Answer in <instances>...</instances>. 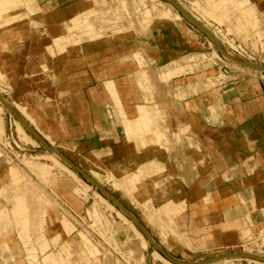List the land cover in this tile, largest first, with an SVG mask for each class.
I'll list each match as a JSON object with an SVG mask.
<instances>
[{"label":"crops","instance_id":"crops-1","mask_svg":"<svg viewBox=\"0 0 264 264\" xmlns=\"http://www.w3.org/2000/svg\"><path fill=\"white\" fill-rule=\"evenodd\" d=\"M86 1L92 2L0 0V6L20 4L9 11V18L1 24L2 28L12 25V21L39 12L25 20L24 25L8 28L5 33L8 35V40H5L7 49H2L0 43V71L9 70L15 78L28 75L21 69H41L31 71V76L48 72L41 80L40 89L31 87L26 92L33 93V99L50 103H43L41 112L46 111L50 117H55V130L59 132L57 147L73 152L79 159H74L78 164L85 162L96 167L102 164L120 178L131 172L144 177L148 173L165 170L143 183L148 186L144 185L146 191L138 195V202L140 200L146 204V200L151 199L155 206H159L172 199L181 212L185 209L182 217H179L180 225L186 230L193 249H187L173 238H170L171 248H168L159 237L157 242L169 256L196 263L233 251L236 245L243 243L241 231L245 227L247 213L253 220L252 229L261 225L264 227V79L255 76V79L248 77L236 81L235 90L228 92L234 96L231 103L228 95L227 100L232 105L226 111L225 101L223 97L220 100L218 93H210L209 90L191 93L190 81L185 75L179 76L183 78L172 82L174 89L166 91L163 97L157 96L160 91L155 92V100L167 110L169 124L166 126L173 132L188 128L186 134L194 141V146L188 147L184 143L173 147L170 145L169 150L161 145L138 149L133 142L146 138V128L138 107L146 105L138 104L143 97L134 77L138 73L143 75L146 90L147 74H133L137 69L135 62L123 60L132 51L133 43L127 36L109 40V34L93 41L81 36L79 42L68 46L60 41L55 42L57 35L63 34H59L62 28L64 31L79 29L77 27L81 12L86 9ZM252 1L264 12V0ZM20 9H24L23 12L13 14ZM42 9L43 12H40ZM183 18L179 21L181 23L155 29L160 38L169 34L174 36L165 44L153 43V52L161 62L173 61L184 52L195 51L196 42L205 35L199 29H193L191 23ZM33 21L39 24L40 34L54 35L50 44L36 40L38 34L31 27ZM166 29L170 31L166 33ZM49 47H55V51L57 47L58 50L67 51L51 56L47 51ZM256 50H263L258 55L264 58V38ZM44 68L48 70L44 71ZM203 77L202 72L201 79ZM109 81L114 83L115 90L106 86ZM111 99L115 100L123 116L124 132L114 119L108 121L106 110L111 106ZM53 102H56V107H53ZM220 103L219 117L213 120L209 107L217 109ZM36 119L44 132L51 131ZM153 126L157 130L154 118ZM129 131L134 138L130 137ZM46 135L53 141L50 134ZM163 174L164 177L161 176ZM160 181L171 183L167 188L157 187L156 182ZM252 196L255 198L252 199ZM241 197L245 198L246 203L242 202ZM145 227L154 237L152 229L147 224ZM146 264L159 263L149 257Z\"/></svg>","mask_w":264,"mask_h":264},{"label":"rangeland","instance_id":"rangeland-1","mask_svg":"<svg viewBox=\"0 0 264 264\" xmlns=\"http://www.w3.org/2000/svg\"><path fill=\"white\" fill-rule=\"evenodd\" d=\"M100 1L101 0H92V2L86 1V9L81 12V19L79 20V26L77 27L79 29L75 28V29H71L68 31H64V28H62V31L59 34H61V33H63V34L57 35V40H55V42L60 41L61 44L65 45V46L79 42V40L81 39V36L86 34V32H85L86 31L85 27L87 26L86 23H88V24L89 23L90 24L95 23L97 28H102L103 25H107V21L105 18L108 15L106 14V15H104L105 17H103V16H101V14L103 12L108 11L110 9L109 6L115 7L118 5V3L115 0H109V1H111L109 6H101ZM175 1H177L178 4L182 8H184L188 12L192 13L199 21H201L202 23L204 21L206 23V26H208V28L213 33V35L227 49H229L228 53H230V55L227 52H225V50L223 48H222V50H223L224 56L221 55L218 52V49H217L216 45L213 43V41L210 40L209 38H207L205 35H203L200 38V40L197 42H196L195 35H193V39L196 42L195 51H193L191 53L184 52L179 56L178 59H173V61L161 62L160 58L157 57V54L153 52V46L152 45H153V43L165 44L168 41V39H172L174 36L169 34L168 36H165V38H162V37L160 38L158 35V32L155 29H158V26H160V27L162 26L164 28H167V27H170L172 24L175 25V23H181L179 21L184 19L183 15L178 11V9L172 3H170L169 0H155L154 5H151V6H154L157 11H154V13L152 15L150 14L149 11H147V8H149V4H146V5L141 4L138 8L136 6L133 7L131 5H128L127 7H125L124 3L121 2V7L123 9L122 17L124 19V21L121 22V25L125 26L123 28L124 33L116 34L113 36V35H111V32H110L111 28H113V27L110 26L109 28L106 29V30H108L107 33L110 35L109 40L117 39V38L123 37V36H127L128 39L130 40V43H133L132 46H134V47L132 48V51L129 53V55L124 56L123 60H127V61L129 60V61H133V62L138 60L137 61L138 63L135 62L137 69L133 74H135L137 72H145L147 74V80H145L146 90H143L142 91L143 93L141 92V95L143 97V101L141 103H138V104H145L146 106H149L150 109H152V115L154 118V122L157 126V130L159 132H161L162 134H165L159 140H154L152 142H148L146 146H143V145L141 146L139 141L133 142V143H135V145L138 149H146L151 145H161V146H165L169 150L170 145H172V147H173L175 145H183L184 143L188 147L194 146V141L189 136H187V134H186L188 128L186 131L178 130L177 132H173L170 130V128H168L166 126L167 124H169L167 114H166V116L161 117L157 113V110L159 108L164 109V111H166L165 113H167V110L163 105H160L159 103L156 102L155 92L158 93L160 91L161 93H158L157 96L163 97L164 93L166 91H170V90L174 89L175 86L172 85L173 81L178 82V80L183 78V77L178 78L179 76L185 75L187 81H190L189 91L191 93H197L198 91H201V90H209L210 93L211 92L212 93L213 92L218 93L220 100H221V97H223V99L225 101L224 107H225L226 111H228V109L232 105L231 103H233L232 97L234 96V94L232 96V94H228V92L235 90L234 86H235L236 81H239L241 79L248 78V77H251V79H255V76H259V77H262L264 79V75H261L260 73H258L256 69L242 65L240 63L241 61L240 62L238 61L239 59H241V60L243 59L246 61H248V60L246 58H244L243 56L234 53L230 49L232 47L231 44L233 43V41L226 37V35H232V36H230L231 38L237 39L238 41H240L244 44H249L255 50L257 49L259 42H261V40L264 38V33H263L264 32V29H263V27H264L263 22L264 21L262 22L263 24L261 23L262 25L260 26L259 29H255L252 26L250 19H247L248 17L245 16L244 14H242L240 12V9H239V6H247L250 3H253L252 0H240L238 2L239 6L237 5V3H235L231 0L225 4H222L220 2V6H221L220 10H219V13L215 17H207V16L203 15L201 13V11L199 10V8H197L193 5L192 2L195 0H175ZM217 1L219 2L221 0H217ZM23 10L24 9H20L18 11H15L13 14L18 13V12H23ZM258 10L260 12H262L259 9V7H258ZM40 12H43V9ZM37 13H39V12L26 15V17L24 19L19 20V21H15V22L12 21V23H13L12 25H8V26L0 29V43L2 45L1 46L2 49L3 48L7 49V44H6L5 40H8L7 39L8 35L5 33L8 32V28H10V27L15 28V26H16V28H18L19 26L24 25L25 20L28 21L29 19H31V16H33ZM262 13H264V12H262ZM146 17H149L150 21L146 27H143L140 24V21L141 20L144 21V18H146ZM221 18L223 20V24H225L227 26H230L229 23L232 24L231 25L232 28L231 27L230 28L233 30L230 34H228V32L225 31L227 29V28L225 29V27H226L225 25L221 27L218 24L219 22L222 23ZM205 23H203V24H205ZM215 23H216V25H215ZM116 25L119 26L118 23L115 24V26ZM31 27L33 28L34 33L38 34V36H36V40H38V42H43L45 44L51 43V38L54 35H46L45 32L40 34V31H38V30H40L39 24L35 21H33L31 23ZM126 28H129V29H126ZM182 29H185V28L182 27ZM165 31H166V33H168L170 30L166 29ZM185 31H187V30L185 29ZM250 38H252V39L249 40ZM83 39H85V38H83ZM228 41H231L230 43H228V45H230V47L226 45V43ZM47 51L51 56H54L57 53H63V52H66L67 50L61 51V50H58V47H57V49L55 51V47H49L47 49ZM230 51H232L234 54H236V57L233 56V53ZM132 53L133 54L136 53V55L140 59L139 58L137 59L136 56L133 55ZM131 54L133 55L134 59L132 57H130ZM231 54H232V56H231ZM140 60H141V63L139 62ZM234 60H236L238 62L239 67H242L241 70H240V68H237V69H235V68L228 69L227 68V63H230V62L232 63V62H234ZM243 69H246L247 71L252 70V72L249 73ZM35 70L40 71L41 69H21V72H23V73L27 72L28 75L22 74L20 76H17V78H15L14 75L9 73V75H8L9 79H8V77L4 78V79L1 78L0 79V95L4 99L9 101V103L15 109H17L16 111L19 114L21 112L18 110L17 105H15V104H18L19 107H25L26 112L30 116V117H28V119L25 118V120L28 123H30L36 130L38 127L41 130V131L38 130L39 133L42 135V137L50 145L54 146L59 151H61L72 162H74L83 171H85L93 180H95L98 184H100L102 187L106 188L110 193H112L122 204H124L128 208V210L143 224L144 227H145V224H147L152 229V231L154 232L153 238L156 240V242L158 241V239L160 237L161 243L165 244L166 247L171 248L170 238H173L177 242H179L182 246L186 247L187 249H193V244L191 243V240H189L190 238H189L188 234L186 233V230L182 229L181 225H180L179 217L180 216L182 217V215H181L182 213L175 218V221L177 223L178 230L185 233V236L187 235V238H189L188 240L191 244L190 246H188L187 243H184V241L179 240L175 235H173L171 229L168 226H165L166 222L164 220H159L160 219V212H158V209L160 208V206L164 202L162 204H160L159 206H155L153 204L152 200H150V202L148 203L147 201L149 199L146 200V202H147L146 204H144L140 200L138 202V199H139L138 195L140 193H142L143 190L146 191V188L144 187V185L145 186H148V185L144 184L143 185L144 189H142V187H140L141 190L139 189L138 192L136 191V192H133L132 195H129L127 192L123 191L124 190L123 188H121V190H120V188L117 189V187L114 186V183L112 181H114L115 179L119 180L120 177H117L113 173L109 172L104 167V165L99 164V165H97L98 167H96V165L85 163V162L78 164L76 161L77 160L79 161V159L74 156L73 152L57 147L56 138H57L59 132H57L55 130V125H54L55 117H53V116L50 117L46 111L43 114L41 112L42 104L47 103L49 105L50 103L42 101L41 99H33L31 97L34 94L26 92L28 90V88L30 89L31 87H33V88L35 87L37 90L40 89L41 80H42V78L46 77V75L48 73V72H46L44 75H33V76H31L30 75L31 71L34 72ZM47 70H48V68H44V71H47ZM241 71H243V72H241ZM202 72L204 74V77H203L204 79H201V73ZM225 72H226V74H225ZM253 73H254V75H253ZM5 79H7V80H5ZM131 79H133V78H131ZM104 89L109 95H112L111 91L107 90L105 87H104ZM109 89H112V88H109ZM222 92H225L226 95L221 96L220 93H222ZM118 95L121 97L120 89H118ZM228 95H229V98H231V103L228 102V100H227ZM0 104L2 107V111L0 113H1L4 125H5V133L3 134L4 136L0 138V150H2L8 156V158L10 160L7 163H5V162L0 163V194L3 195V198L0 197V207L2 208V210L5 214H7V213L9 214L11 211V213L9 215V219L12 218V220H13V221L10 220V222H9V220L7 219L8 221L7 220L6 221L8 223L5 220H3V218L1 220L3 223L6 222V224L5 223L3 224V229H4V230H2L3 232L1 231L2 228H0V231H1L0 232L1 233L0 234V264H27V262L24 258H20L21 255L23 254V252L21 254V251H19L20 248H23V244L21 242L22 238L18 233L19 231H18V228L16 227V223L14 221L15 218H13L14 216L12 215V217H11V214L13 213V211H12V209H10L11 206L9 207V198L12 195V193H11L12 191L10 192V190H7L5 188V184L9 181V177L7 176V170H8V167H10L11 165H14V166H17L18 168H20V170H22L21 171L22 173L27 174V177L29 176L28 178H30L33 181V183H35L39 188H42L44 191H46V193L52 198V200L56 206L54 205L55 207L53 206L51 208L41 210L39 212L41 216L48 217L47 214L52 213V214H57V216L60 217L61 214L63 213L61 208H64L66 210V208L63 206L61 200L64 201L65 203H67L68 205H70L73 209H75L78 212V214H80L82 216V220L80 221V223L76 224L72 220V218L68 215L69 213H67V214L65 213L67 215V217L69 218V220L75 226H77L76 228L79 231H83L84 233H86V230H84V229H87L90 233L91 238H94V240L99 242L100 250L103 252V254H106V256H103V255L99 256V258L101 257V259H102L100 264H121L119 261H116V260L120 259L118 254H120V255H122V254L119 253L118 250L117 251L115 250L116 253H118V254L113 253L111 255L109 253V248H108V245H111V244H109V242L107 240H105V237H103L102 235H100V233H98L101 231L104 233V230L107 226L112 231V233L114 235L113 241L116 244L117 248H119L120 251H121L120 247L123 248V250L125 249L126 246H127L126 249H128V247H131V248H134L133 250L135 251L136 255L140 254V252L143 253V255H144L143 260L144 261L139 262V263H141V264L146 263L148 258L151 257V259L153 261H155L156 263L163 264L160 261L154 260L153 254L157 250L151 245L149 240L146 239L144 234L138 229V227L135 225V223L132 220H130V218H128L120 209H118L104 195H102L96 188H94L90 183H88L86 180H84L75 170L74 171L78 174L79 178L83 182H85L86 184L91 186L92 190L90 189L89 196L86 199V201L82 200L79 196L73 194L70 191L71 187L68 188V187H64L63 185H60V187L55 188V185L57 184L58 178L60 180H64V179L67 180V178H68L66 175H61L60 171L58 169H56V168L54 169L55 173L49 179L48 183L42 182V180L37 175H35L33 172H31V170L23 162L24 160H26V158H28V157L29 158H33V157L36 158V156H38L37 157L38 160L36 159L37 161L53 164V160H52L53 156L50 155L51 152L46 151V149H44L43 146L33 136H32L33 140L36 141L35 143L34 142L32 143V141L29 142L26 140H22L21 136H19V133H18V125L15 122V120H17V119H15L7 111V109L4 107V105L1 102H0ZM52 104H53V107H56V102H53ZM221 107H222L221 103L217 109H212L209 107V113H210V116L213 120H216L219 117V110L221 109ZM123 110L125 111V109H123ZM106 114H107L108 121H111L112 119H114L115 123H119L122 126V129L124 132V122H122L123 116H122V114L119 113L118 108L115 105L114 99L113 100L111 99V106L107 108ZM20 115L23 117L22 114H20ZM36 118H38V120L42 123V125H44L45 128H47V129L49 128L51 131L50 132L49 131L44 132L40 128L39 123H38ZM19 124L22 125L20 122H19ZM23 128H25V127L23 126ZM46 134H50L53 141L51 139H49L46 136ZM25 142H27V143H25ZM32 144H34V145H32ZM195 146L197 149H199L198 144H196ZM62 162H64V161L62 160ZM159 163L165 168V165L163 163H161V162H159ZM67 166L69 168H71L69 165H67ZM164 171L161 170V171H156L153 173H148V174L144 175L145 179H143V180L146 181L147 179H152L153 177L164 173ZM108 175L109 176L112 175L113 177L112 176L109 177ZM107 176L109 177V180H108ZM161 176L164 177L165 175L163 174ZM111 183H113V184H111ZM170 183H171L170 181H168V182L163 181L159 186L157 185V187L161 186L162 188H167L170 185ZM74 184H75L74 182L70 183L71 186H73ZM52 188H55L54 192H52L53 191ZM95 193L96 194L98 193L100 196H102L105 199L106 203L101 202L99 197H97ZM56 194H58V195H56ZM251 198L253 199L255 197L252 196ZM252 199H251V202H252ZM241 200L243 203H246L245 198L241 197ZM94 202L96 204H94ZM57 203H58V205H57ZM60 203H61V205H60ZM148 204H149V206H147ZM93 205H94V208H93ZM151 206L153 207L152 211H151V215H153V217L149 214L150 212L148 213V210L149 211L151 210ZM147 207H150V208H147ZM154 208H156L157 213H156V211H153ZM185 208H186V206H185ZM5 211H8V212H5ZM66 211L68 212V210H66ZM90 211H91V213H90ZM94 211L95 212L98 211L99 213L98 212L97 213L101 214V215H99L100 217L97 216V218H94V216H95V215H93ZM118 212H120V213H118ZM152 213H154L156 215L154 216V214H152ZM158 213H159V215H158ZM120 214H121V216H120ZM102 215L105 217H103ZM151 217H152V219H150ZM96 219L100 220V222L96 221L97 222L96 223L95 222ZM54 220L55 219L48 220V222L45 224V230L47 229V227H49V226H51V224H53ZM157 220H159V222ZM1 221H0V223H1ZM151 221H153V222H151ZM11 222H13V223H11ZM93 222H95V223H93ZM106 222H107V224H106ZM36 223H39L38 222V216H37V220L33 222V225H36ZM7 224H8V226H6ZM252 224H253V220H252L250 214L247 213L245 220H244L245 227L242 229V231L244 232V230H249V232H251V230H252L251 233L253 234V238L251 237V240H249L248 238H244L243 232L241 231V239H242L243 243H241L240 246L236 245L234 247L235 249L233 251H227L226 254H221V255H217L215 257H212L214 259V261L211 264H215V263H218L221 261L225 262L224 264H264V260L260 261V259H264V240H262V239H264V236L261 235L259 237V235L257 234V232H259L260 228H262L261 227L262 225L260 226V228L257 227V228L252 229V227H251ZM132 225L136 226V228L138 229V231L140 232L141 235L138 236L135 233V231L132 230V228H133ZM159 226H160V228H159ZM0 227H1V225H0ZM100 227L102 229H100ZM50 228H48V230ZM162 228H163V230H161ZM99 229L101 231H99ZM31 232L33 233L32 229H31ZM76 234H77V232H74L70 237H67V239H65V240L61 239L59 245L52 244V242H50V240L52 238L50 237V235L49 236L47 235L46 240L44 242H46V243L50 242V244H48V250L44 256H46V255L48 256L49 254L57 253V251L60 249L59 247H60V245H62V243L65 244V242H71V243H69V247L68 246L67 247L69 248V250L71 248L70 253L72 256L70 255L67 260L68 261L70 260L71 262L73 261L72 263L81 262V264H84V262L81 260L86 258L89 254L85 253V251L81 248V246L79 244V239H78ZM164 235H166V236H164ZM106 237H109L108 233H107ZM134 238L137 240H134ZM141 238L148 242V248H143L141 246V243L143 241V240H141ZM126 239H132V240H134L135 243L133 242L132 243L133 245L126 244V243H124V242H126ZM71 244L73 245L72 247H71ZM246 247L248 249H251V250L250 251L246 250L247 249ZM8 249H12L13 250L12 252L14 254H16L15 259H13L11 257V255L7 254L8 251L6 252V250H8ZM157 252H159V251H157ZM251 252H252V254H251ZM73 253H75V255ZM240 253L242 255H245V257H241V255H239ZM7 255H9L10 258ZM84 255H85V257H84ZM44 256L42 255V257H44ZM73 256H75V257H73ZM237 256H238V258H237ZM42 257H41V260H39V261H41L40 264H45L43 261L44 258H42ZM125 257H127L128 259H133L135 261V259L133 257H130V256H125ZM216 257H217V259H216ZM79 258H82V259H79ZM165 259H167V258H165ZM229 259H231V260H229ZM249 259H250V261H249ZM74 260H76V261H74ZM168 261H170V260H168ZM136 263H138V261ZM173 264H175V263H173Z\"/></svg>","mask_w":264,"mask_h":264},{"label":"bare ground","instance_id":"bare-ground-1","mask_svg":"<svg viewBox=\"0 0 264 264\" xmlns=\"http://www.w3.org/2000/svg\"><path fill=\"white\" fill-rule=\"evenodd\" d=\"M27 1H29V0H27ZM115 1L118 3V5L115 6V7L109 6V4L111 3V1H109V0H105V1H103L100 4L101 6H109V8H110L108 11L103 12L101 14V16H103V17H105L104 15H106V14L108 15L105 18L106 21H107V25H103L102 28H97L95 23H92V24L86 23L87 24V26L85 27L86 28V31H85L86 34L82 36V39L85 38V39H87L89 41H93V40L100 39V38H102L104 36H107L108 35V33H107L108 30H106V29L109 28L110 26L113 27V28H111V31H110L111 35L124 33L123 28L125 26L121 25V22L124 21V19L122 17L123 9L121 7V2L124 3L125 7H127L128 5H131L133 7L136 6L138 8H139V6L141 4L142 5L143 4L144 5L149 4V8H147V11H149L151 15L154 13V11H157L154 6H151V5H154V3H155L154 1L155 0H115ZM229 1L230 0H221L219 2L217 0H195L192 3H193V5L195 7L199 8V10L201 11V13L203 15H205L207 17H215L219 13V10H220V7H221L220 6V2L222 4H225V3L229 2ZM231 1L237 3V5H238V2L240 0H231ZM19 5H20L19 3H12V4H9V5L0 6V29L2 28L1 24L4 23L9 18V14H8L9 11L11 9L19 6ZM239 9H240V12L242 14H244L245 16L248 17L247 19H250L251 24H252V26L255 29L260 28V26L264 23L263 22L264 21V13H262V12H260L258 10V8H257L255 3H251V4L247 5V6H239ZM149 21H150V18L146 17V18H144V21H142V20L140 21V24L143 27H146L147 24L149 23ZM221 21H222V23L219 22L218 24L222 27L225 24H223L222 18H221ZM117 23L119 24V26H117V25L115 26V24H117ZM229 24H230V26L225 25L226 28H227L225 31H227L228 34H230L232 32V30H233V29H231L232 28L231 27L232 24L231 23H229ZM126 29H129V28H126ZM230 42L231 41H228V43H230ZM233 43L231 44L232 45L231 48H235L236 47L235 43L234 44ZM230 52H232V51H230ZM132 54H131L130 57H132L133 59H134L133 55H135L137 59L139 58L136 55V53L133 54V55ZM137 61H135V62H137ZM139 62L141 63V60ZM257 65H259V64H257ZM227 68L228 69L240 68V70H241L242 67H239L238 66V62L236 60H234V62H232V63L231 62L227 63ZM243 70H245L246 72H249V73L252 72V70H250V71L249 70L247 71L246 69H243ZM256 70L261 75H264L263 71H260L259 69H256ZM9 72H10L9 70H6L4 72L0 71V76H1L0 79L1 78L4 79V78H7V77L9 79V76H8ZM241 72H243V71H241ZM225 74H226V72H225ZM253 75H254V73H253ZM134 79H135V82H136V86H137L138 90L141 93L144 90V87H143V75L138 73V74L135 75ZM5 80H7V79H5ZM106 86L108 88H112L113 90H115L114 89L115 88L114 87V83L112 81H109V83H107ZM15 105H17V108L21 112L20 114L23 115L24 119L25 118L28 119V117H30L29 114L26 112V108L25 107H19L18 104H15ZM138 109H139V113H140V117H141V120L143 122V125L146 128V138L144 140H142L140 142V144H141V146L142 145L146 146L148 142H152L153 141L154 137L156 138V140H159L160 137L163 134L161 132H159L158 130H156V128L153 126L152 109H150L148 106H143V105L142 106L140 105L138 107ZM1 111H2V107H1V104H0V112ZM165 112L166 111H164V109H161V111L158 112V115L161 116V117H164L167 114ZM15 122L18 125V133H19V136H21L22 140H26V141H29V142L32 141V143L33 142L35 143L36 141L33 140L32 135L25 128H23V126L20 125L17 120H15ZM179 130L180 131L181 130L185 131L186 127H183V128H181ZM37 131H38V129H37ZM4 133H5V125H4L3 118H2L1 113H0V138L4 136L3 135ZM129 135H130L131 138L135 137L134 134L131 133V131H129ZM46 136L50 139V137L48 135H46ZM25 143H27V142H25ZM32 145H34V144H32ZM50 155L53 156V159H52L53 160V164L37 161L38 160L37 159L38 156H36V158L35 157L26 158L25 157L26 160H24V161L22 160V161L31 170V172H33L35 175H37L42 180V182H45V183H48L49 179L52 177V175H54V173H55L54 169L55 168L58 169L60 171L61 175H66L68 178H67V180H65V179L64 180H60L58 178L57 179V184L55 185V188L60 187V185H63L64 187H68V188L71 187L70 191L73 194L79 196L82 200L86 201V199L89 196V191L91 189V186L86 184L85 182H83L79 178L78 174L74 170L69 168L64 162H62V159L57 154L51 152ZM9 161L10 160H9L8 156L2 150H0V163H4V162L7 163ZM21 171L22 170H20V168H18L17 166H14V165H11L10 167H8L7 176L9 177V181L5 184V188L7 190H10V192L12 191L11 192L12 195L9 198V207L11 206L10 209H12V211H13V213L11 214V217H12V215L14 216L13 218H15L14 221L16 223V227L18 228V231H19L18 233H19V235L22 238L21 242L23 244V248L21 250V254H22V252H23V254L21 255L20 258H24L26 260L27 264L28 263L29 264H40L41 261H39V260H41L42 255L44 256L47 253L48 244H50V242H52V244L59 245L61 239L65 240V239H67V237H70L74 232H77L76 235H77V237L79 239V244H80L81 248L85 251V253L89 254L86 258H84L81 261H83L84 264H100L102 259H101V257L99 258V256L100 255L101 256L102 255L106 256V254H103V252L100 250L99 246H97V244L93 242V240H92V238L90 236V233H89V231L87 229H84V230H86V233L88 235L86 233H84L83 231H79L76 228L77 226H75L69 220V218L66 215L68 213L66 211L67 209L65 210L64 208H61L63 213L61 214L60 217H58L57 214H52V213L48 214V217L40 215L39 212L41 210H43V209L45 210V209L51 208L55 204H54L52 198L46 193V191H44L42 188H39L35 183H33V181L30 178H28L29 176L27 177V174H24ZM110 176H112V175H110ZM109 177H108V180H109ZM143 179H145V177L139 176L136 172H131V173H128L125 176L121 177L119 180L115 179L112 182L114 183V186L117 187V189L120 188V190H121V188H123L124 189L123 191L127 192L129 195H132L133 192H136V191L138 192L139 191V188L145 182V180H143ZM73 182L75 184L73 186H71L70 183H73ZM162 182L163 181L157 182L156 186L157 185L159 186ZM113 183H111V184H113ZM55 188H52V190H53L52 192L55 191ZM56 195H58V194H56ZM96 196L99 197L101 202H105L106 203L105 199L102 196H100L98 193L96 194ZM0 197L3 198V195L0 194ZM150 200L151 199H149L147 202L149 203ZM94 204H96V203L94 202ZM57 205H58V203H57ZM60 205H61V203H60ZM147 206H149V204ZM93 208H94V205H93ZM147 208H150V207H147ZM152 208L153 207L151 206V210L150 211L148 210V213L150 212L149 213L150 215H151ZM8 211H5V212H8ZM153 211H156V208H154ZM97 212L98 211H96V212L94 211L93 215L96 216V217L94 216V218H97V216L101 215V214H98L99 212L98 213ZM158 212H160V219L159 220H164L166 222L165 223L166 225L165 224L164 225L168 226L171 229L173 235H175L179 240L184 241V243H187L188 246H190L191 245L190 242H189L190 239L187 238V235L185 236V233H183V232L178 230V226H177V223L175 221V218L182 213L180 211L179 207L176 205V202L174 200H172V199H170L169 201L164 202L160 206V208L158 209ZM10 213H11V211H10ZM10 213L9 214L8 213L5 214L3 212V210H2V208L0 207V221L3 218V220L6 221L8 219L9 222H10V220H12V218L9 219ZM90 213H91V211H90ZM118 213H120V212H118ZM156 213H157V211H156ZM152 214H154V213H152ZM155 215L156 214H154V216ZM158 215H159V213H158ZM37 216H38V222L39 223H36V225H33V222L37 220ZM120 216H121V214H120ZM151 216L153 217V215H151ZM103 217H105V216H103ZM152 217L150 219H152ZM50 219H55V220L53 221V224H51V226L47 227V229L45 230V224ZM159 220H157V221L159 222ZM96 221L100 222V220H97V219L95 220V222ZM6 222H4V223L6 224ZM95 222H93V223H95ZM151 222H153V221H151ZM1 223H0V225H1L0 228H2L1 229V231H2V230H4L3 229V224L4 223L2 221H1ZM11 223H13V222H11ZM106 224H107V222H106ZM6 226H8V224ZM101 227H100V229H102ZM132 227H133L132 230L135 231V233L138 236L141 235L135 225H132ZM48 228H50V229L48 230ZM159 228H160V226H159ZM31 229L33 230V233L31 232ZM100 229H99V231H101ZM161 230H163V228ZM251 232H252V230H251ZM251 232H249V230H244V232H243L244 238H248L249 240H251V237L253 238V234ZM98 233H100V235L105 237V240H107L109 242V244H111L114 247V249L116 251L118 250V252L121 253L122 255L133 257L136 262L138 261V263L144 261L143 260L144 259L143 253L140 252V254L136 255L135 251L133 250L134 248L128 247V249H126L127 246L126 247L124 246L126 250L124 249L125 250L124 251L123 248L120 247V249H121V251H120L119 248H117L116 244L113 241V236L114 235H113L112 231L109 229L108 226L105 228L104 233L102 231L98 232ZM107 233L109 234V237H106ZM257 234L259 235V237L261 235L264 236V227L260 228V230H259V232H257ZM47 235L48 236L50 235V237L52 238L49 243L44 242L46 240ZM164 236H166V235H164ZM134 240H137V239L134 238ZM134 240L126 239V242H124V243L133 245L132 243L134 242ZM141 240H143V239L141 238ZM262 240H264V239H262ZM69 243H71V242H65V244L62 243V245H60V247H59L60 249L57 251V253L49 254L48 256L46 255V256L42 257V258H44L43 259L44 263L45 264H74V263L75 264H81V262L72 263L73 261L71 262L70 260L69 261L67 260L69 258V256L71 255V253H70L71 248H70V250L68 248L69 247ZM72 246L73 245L71 244V247ZM141 246L143 248H148V242L146 240H143L142 243H141ZM246 250L250 251L251 249L247 248ZM6 252H7V254L11 255V257L13 259H15L16 254H14L11 249L6 250ZM73 254L75 255V253H73ZM251 254H252V252H251ZM9 255H7V256L10 258ZM73 257H75V256H73ZM84 257H85V255H84ZM153 257H154V260L160 261L163 264H173L172 262H170L167 259H165L157 251L154 252ZM237 258H238V256H237ZM79 259H82V258H79ZM216 259H217V257H216ZM76 260H74V261H76ZM229 260H231V259H229ZM249 261H250V259H249ZM224 263L225 262L221 261V262H218V263H215V264H224Z\"/></svg>","mask_w":264,"mask_h":264},{"label":"water","instance_id":"water-1","mask_svg":"<svg viewBox=\"0 0 264 264\" xmlns=\"http://www.w3.org/2000/svg\"><path fill=\"white\" fill-rule=\"evenodd\" d=\"M170 3H172L178 11L197 29H199L202 33H204L210 40L213 41V43L216 45L218 52L220 54H223L222 48L225 50V52L228 53L229 49H227L211 32V30L203 24L201 21H199L192 13L188 12L184 8H182L177 1L175 0H169ZM230 55V53H228ZM232 56V54H231ZM233 56L236 57V55L233 53ZM238 60V59H237ZM242 65L252 67L254 69H259L260 71L264 72V66L263 65H257L256 63H252L246 60H238ZM0 102L4 105V107L7 109V111L15 118L17 119L24 127L25 129L43 146L44 149L48 152H52L57 154L67 165H69L73 170H75L84 180H86L88 183H90L94 188H96L102 195H104L109 201H111L118 209H120L128 218H130L135 225L138 227V229L144 234V236L149 240L151 245L156 248L157 251H159L165 258L170 260L173 263L176 264H211L214 259H207L204 261L196 262V263H187L180 260H176L169 256L164 249L161 247V245L156 242V240L151 236V234L148 232V230L143 226V224L128 210V208L122 204L112 193H110L106 188L102 187L100 184H98L95 180H93L85 171H83L79 166H77L74 162H72L66 155H64L61 151H59L54 146L50 145L43 137L42 135L30 124L28 123L17 111L16 109L0 95ZM234 253V252H233ZM240 255H242L240 253ZM241 257H245L242 255ZM264 259H260L262 261Z\"/></svg>","mask_w":264,"mask_h":264},{"label":"built area","instance_id":"built-area-1","mask_svg":"<svg viewBox=\"0 0 264 264\" xmlns=\"http://www.w3.org/2000/svg\"><path fill=\"white\" fill-rule=\"evenodd\" d=\"M190 25L193 29H197L192 24H190ZM230 36H232V35H226V37L233 40V42L236 45L235 48H230L234 53L243 56L244 58L248 59V61H250L252 63H257L259 65L264 66V58H262L261 56L258 55L259 53H262L263 50H255L249 44H244V43L238 41L237 39L231 38ZM226 45L230 47V45H228V42L226 43ZM61 202H62L63 206L68 210L69 216L72 218V220L76 224H79L80 221L82 220V216L80 214H78V212L75 209H73L70 205H68L67 203H65L62 200H61ZM92 240L94 243H96L99 246V242L94 240V238H92ZM108 248H109V253L111 255L113 253H116L114 247H112L111 245H108ZM116 254H118V253H116ZM118 255H119L120 259H117V261H119L121 264H141V263H136L133 259H128L124 255H120V254H118ZM143 264H146V263H143Z\"/></svg>","mask_w":264,"mask_h":264}]
</instances>
